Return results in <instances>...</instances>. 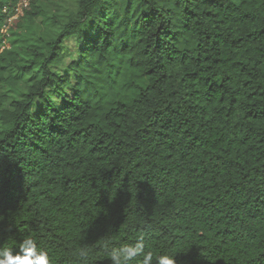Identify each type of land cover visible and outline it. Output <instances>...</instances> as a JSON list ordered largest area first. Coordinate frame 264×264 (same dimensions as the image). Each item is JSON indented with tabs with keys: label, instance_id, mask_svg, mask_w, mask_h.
<instances>
[{
	"label": "trees",
	"instance_id": "1",
	"mask_svg": "<svg viewBox=\"0 0 264 264\" xmlns=\"http://www.w3.org/2000/svg\"><path fill=\"white\" fill-rule=\"evenodd\" d=\"M44 1L0 0V247L264 264V0Z\"/></svg>",
	"mask_w": 264,
	"mask_h": 264
},
{
	"label": "clouds",
	"instance_id": "2",
	"mask_svg": "<svg viewBox=\"0 0 264 264\" xmlns=\"http://www.w3.org/2000/svg\"><path fill=\"white\" fill-rule=\"evenodd\" d=\"M105 248L109 246L104 245ZM81 255H86L81 252ZM111 264H131L139 257L137 264H177L175 254L159 255L149 248L145 250V237L139 236L134 243L125 242L119 247H113L108 253ZM0 264H51L48 251L38 245L37 240L29 235L19 244V251L0 247Z\"/></svg>",
	"mask_w": 264,
	"mask_h": 264
},
{
	"label": "rangeland",
	"instance_id": "3",
	"mask_svg": "<svg viewBox=\"0 0 264 264\" xmlns=\"http://www.w3.org/2000/svg\"><path fill=\"white\" fill-rule=\"evenodd\" d=\"M43 3L46 4L49 9H51L54 5L53 2H47V0L44 1ZM12 23H13V20L11 22L6 21L5 27L2 28L1 32L5 34L7 28L10 27ZM78 48H79V43H77L75 37L71 36L67 38L61 47L63 61L59 67L52 69V71L60 75L66 73V67L68 66V64L72 61L77 60ZM7 75H14V73H11L10 71H8L6 76ZM26 80L27 79L25 77H19L15 85L9 82L3 83L0 81V98L2 97L6 98V102L3 104L2 107L6 108L10 102L20 98V96L25 91ZM50 99L56 101L54 96H50Z\"/></svg>",
	"mask_w": 264,
	"mask_h": 264
},
{
	"label": "built area",
	"instance_id": "4",
	"mask_svg": "<svg viewBox=\"0 0 264 264\" xmlns=\"http://www.w3.org/2000/svg\"><path fill=\"white\" fill-rule=\"evenodd\" d=\"M34 1L35 0H17L14 7L11 8V15L6 21L11 22L12 20L14 21L20 16H22L23 13L29 9L31 3ZM3 11L6 12L7 9H4Z\"/></svg>",
	"mask_w": 264,
	"mask_h": 264
}]
</instances>
